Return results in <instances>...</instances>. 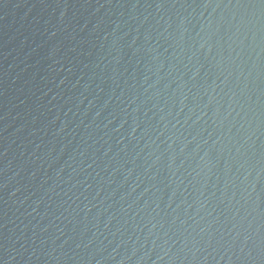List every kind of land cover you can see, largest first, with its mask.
Instances as JSON below:
<instances>
[{
  "label": "water",
  "instance_id": "1",
  "mask_svg": "<svg viewBox=\"0 0 264 264\" xmlns=\"http://www.w3.org/2000/svg\"><path fill=\"white\" fill-rule=\"evenodd\" d=\"M0 264H264V0H0Z\"/></svg>",
  "mask_w": 264,
  "mask_h": 264
}]
</instances>
